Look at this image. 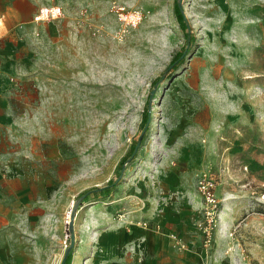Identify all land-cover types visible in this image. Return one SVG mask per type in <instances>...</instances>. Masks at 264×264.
Listing matches in <instances>:
<instances>
[{"label": "rangeland", "instance_id": "1", "mask_svg": "<svg viewBox=\"0 0 264 264\" xmlns=\"http://www.w3.org/2000/svg\"><path fill=\"white\" fill-rule=\"evenodd\" d=\"M31 2L59 16H31L13 45L0 41L16 56L3 90L12 111L0 117V166L30 179L19 187L36 199L20 264H61L73 208L70 264H110L98 249L110 227L156 222L179 183L200 202L199 229L203 173L218 200L211 243L200 231L195 247L175 235L171 251L198 264H264V0H178L194 42L156 85L185 47L176 0ZM146 106L147 135L120 170ZM112 182L109 195L78 198Z\"/></svg>", "mask_w": 264, "mask_h": 264}, {"label": "crops", "instance_id": "2", "mask_svg": "<svg viewBox=\"0 0 264 264\" xmlns=\"http://www.w3.org/2000/svg\"><path fill=\"white\" fill-rule=\"evenodd\" d=\"M38 8L31 0H0V41L13 45L14 36L20 27L29 23L31 16L33 19ZM15 58L14 48L0 50V117L12 111V102L3 90H6L12 81L10 70L14 68ZM3 169L6 168L2 164L0 264H20L21 254L17 249L29 247L25 241L22 244L20 232L32 233L30 226L26 224L27 222L29 224L31 207H36V199L31 195L30 187L27 198L26 192H23L27 188L23 187L22 190L19 187L22 183L30 186V179L24 178L22 182H18L12 178L13 174H8ZM179 184L181 186L176 189V198L170 204V208L164 209L156 222H148V228L139 227L132 221L130 225L118 223L110 227L107 239L104 238L98 243V249L105 253L104 256L110 264L119 262L157 264L158 257L163 258L164 264H198L191 259L182 260L177 252L171 251V243L174 242L172 237L175 235L181 236L194 247L200 236L197 228L199 214H196L200 202L193 192L182 186V183ZM126 215L128 219L131 217L130 213ZM156 227H159V230H156Z\"/></svg>", "mask_w": 264, "mask_h": 264}, {"label": "trees", "instance_id": "3", "mask_svg": "<svg viewBox=\"0 0 264 264\" xmlns=\"http://www.w3.org/2000/svg\"><path fill=\"white\" fill-rule=\"evenodd\" d=\"M173 14L174 18L178 24V27L184 34L185 38V47L183 50L176 55L173 56L171 59L169 65L163 72V74L154 80L152 82L153 85H156L159 83L161 80H163L167 75H169L171 72L175 71L182 63L184 60V53L191 47V45L194 42V37L191 34V30L187 24V21L184 17V14L178 4V0H176V3L173 6ZM142 122H143V128L141 130V133L138 137V139L131 145L129 150L126 152V154L120 159L118 168L121 170L123 169V165L126 164L128 161L133 160L136 156V151L139 145L144 141L148 129H149V109L146 106V109L143 110L142 112ZM114 187V182L109 183L103 187H95L88 189L78 195L79 199L86 200L88 197L93 196L95 198H98L99 196H105L109 195L111 193V190ZM71 263V254L69 253L65 258L62 259L61 264H70Z\"/></svg>", "mask_w": 264, "mask_h": 264}, {"label": "built area", "instance_id": "4", "mask_svg": "<svg viewBox=\"0 0 264 264\" xmlns=\"http://www.w3.org/2000/svg\"><path fill=\"white\" fill-rule=\"evenodd\" d=\"M59 16V10L57 8H39L37 13L33 16V23L46 22L51 19H56ZM212 177L206 173L198 176L196 187L198 193L202 199V219L199 225V231L201 232L204 240V246H207L211 243L213 228L215 227V219L218 218V200L215 196V186ZM139 227L148 228L146 222L137 223ZM156 230H159V227H156ZM175 240V237H172ZM181 248H184L185 245L182 242H177ZM112 264H134L132 262H119Z\"/></svg>", "mask_w": 264, "mask_h": 264}, {"label": "water", "instance_id": "5", "mask_svg": "<svg viewBox=\"0 0 264 264\" xmlns=\"http://www.w3.org/2000/svg\"><path fill=\"white\" fill-rule=\"evenodd\" d=\"M75 208H73L71 214H70V220H69V224H68V232H69V236H70V246L69 248L66 250L63 258H65L71 251L72 246L74 245V231H73V222L75 219Z\"/></svg>", "mask_w": 264, "mask_h": 264}, {"label": "bare ground", "instance_id": "6", "mask_svg": "<svg viewBox=\"0 0 264 264\" xmlns=\"http://www.w3.org/2000/svg\"><path fill=\"white\" fill-rule=\"evenodd\" d=\"M68 219H69V217H68Z\"/></svg>", "mask_w": 264, "mask_h": 264}]
</instances>
